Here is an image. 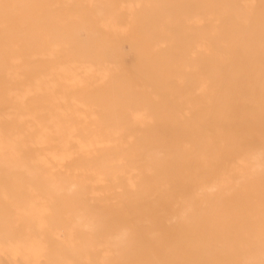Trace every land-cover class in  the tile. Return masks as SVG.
Masks as SVG:
<instances>
[{"label":"bare ground","instance_id":"bare-ground-1","mask_svg":"<svg viewBox=\"0 0 264 264\" xmlns=\"http://www.w3.org/2000/svg\"><path fill=\"white\" fill-rule=\"evenodd\" d=\"M36 1L40 0H0V197H2V200L0 199L2 206L0 205V207H3L1 208L4 210L3 212L6 211L4 207H10L13 211V216L12 214L10 216L9 209L7 211L9 216L4 215L5 217H3L2 215V218L0 217V244L13 243L10 248L4 245L6 249H38L43 253H49L52 249H56L59 257L56 258L58 260L55 262H60L59 264H264V0L189 1V3L193 2V7L189 10H194L195 22H193V26L190 23L192 21L189 19L188 25L190 23V27L194 28L195 38L193 40L195 39L196 46L193 42L192 44L196 47V52L200 54V57H196L198 63L195 66L197 70L194 80L195 91H193L195 96L191 97V102L185 100L186 103L184 102L185 104L180 106L181 103L177 101V97L165 96L163 95L164 92L163 94L160 93L159 96L162 94L165 97L163 99L164 103H160L158 99L159 104L162 105V109L165 108L170 114L165 111L166 113L164 115L160 113L158 118L161 119V116H163L168 121L159 119L156 122L147 120L139 123L140 120H137L132 125L127 123L124 126L122 124L121 128L116 126H114L116 128H105L103 126L99 129V132L105 135L99 137H90L86 134L83 136L84 133L95 132V130L88 129L90 125L70 129L67 124L57 120L61 114L59 111H53L52 107V109L46 108V111L45 109L42 110L45 112L40 111L42 113L36 111L33 107L36 88L49 84V82L46 84V79V81L39 79L35 82L38 77L35 74H39L33 71V68H36V66H33V63L35 64L33 62L34 51L35 53H41V50L38 49L46 43L45 37L48 35V33L43 34V23L33 13V3ZM60 1H58V4L62 3ZM166 1L172 2L171 0ZM185 1L183 0V5L188 3V0ZM66 2L68 1L66 0ZM81 2L84 3L82 0ZM80 3L78 4L80 5ZM96 3L98 4V2ZM58 4L57 8L60 6ZM64 4L66 5V3ZM69 4L71 5L72 2H69ZM53 5H56L55 2ZM70 5L68 6L70 7ZM111 5L113 6L112 3ZM176 5L178 6V4ZM179 5L183 7L182 3ZM186 5L185 8L188 9L189 6ZM68 6L58 8V10L62 13ZM101 6L104 7V5ZM173 6H175L174 2ZM173 6H170L171 11ZM180 6L176 9H179ZM71 8V11H73V7ZM161 8V6L158 8L159 12ZM155 9L154 14H156ZM187 9L184 12L188 11ZM46 12L45 10L44 13ZM159 12L157 14H160ZM48 16L47 13L46 17ZM155 16L151 18L155 19ZM173 16L175 15L173 14ZM162 17L160 15V18ZM151 18H148L147 21L151 20L150 22L153 23L154 20L152 21ZM188 18H193V14L192 17ZM87 20L85 19V22ZM99 21L97 20L98 23H96L101 24V21ZM183 21L185 22V18ZM78 22L83 23L82 25L85 27L83 21ZM158 22L160 21L155 22V25ZM166 23L168 25V22ZM100 24L99 30H101L100 28L104 23ZM146 24L148 29L149 23ZM145 25L143 24L141 27ZM49 26H51V23ZM78 26V28H82L81 25ZM141 27L139 28L140 31L144 32V28L141 29ZM55 28L52 30H56V33L53 32L54 34H58L62 30ZM117 28L119 29L118 26ZM180 30V28L176 30L177 33ZM96 31L94 32L97 35L98 30ZM191 31L193 34V30ZM105 32L109 38H107V41L111 40L110 31L109 35L107 31ZM54 34L53 36H55ZM91 34H93L92 31ZM130 34L132 33L130 32ZM153 35L157 37V34ZM66 37H68V34L63 39ZM112 37L114 36L112 35ZM37 38L39 41L43 40V44L37 50H33ZM59 38H62L61 35H59ZM68 38L74 39L70 36ZM187 38L188 35L186 34V38L185 36L179 37L178 41ZM50 39L49 43L58 38L55 36L52 41ZM92 40L94 41V39ZM188 40L187 43L190 41ZM86 41H88L86 38L85 41L82 40V42L88 44L89 42ZM74 42L79 46L82 44V42L78 44L77 39ZM85 44L84 47H86ZM114 46L116 47V44H113ZM72 48L70 47L69 50L71 51ZM75 48L79 50L78 47ZM85 50L86 48H82L83 53ZM40 53L39 56L42 55ZM80 53H82L81 47ZM80 53L77 59H82L79 58L83 57L80 56ZM85 53L84 58L86 59L88 51L86 50ZM72 54L70 53V56H74V52ZM96 54L98 53H94L93 56ZM51 55L52 53H50ZM76 55L77 53H75ZM176 55L179 56V54ZM60 56L59 59L65 62L66 55L63 56L65 59H62L61 53ZM70 58L71 61L72 58ZM89 58V64L93 60L95 61L94 58ZM113 58L114 63L120 62L119 57ZM39 59H41V56ZM53 59L51 58L54 62L56 56ZM48 60L46 57V63L49 62ZM110 61L112 60L110 59ZM68 62L66 60V63ZM101 62L99 61V63ZM99 63L98 65H100ZM45 65L43 66L45 67ZM83 66H81V69ZM44 67L43 69H45ZM47 67L49 68V64ZM47 67L45 70L48 72ZM175 68L174 70L171 69L173 74ZM119 69L122 70L123 68ZM91 71H89L90 74ZM98 71L100 73V70ZM123 71L126 72V70ZM146 71L144 70L143 74ZM121 73L117 74L118 78H121V76L123 78ZM152 73L150 70V74ZM170 73H168V76ZM58 74L53 77L58 78ZM103 74L101 77H103ZM134 74L139 76L135 71ZM154 74L151 76L156 77ZM160 75L163 77V72ZM85 77V79L82 77L83 81L87 79L88 75ZM128 77L132 78V74L127 75V79ZM182 77L184 78V76ZM122 78L121 80L125 77ZM154 78L152 81L155 84L156 81L154 80H158V78ZM74 79V83L79 80L73 77ZM88 79L86 84L93 85L90 84V80L87 83ZM135 80L138 81L137 78H134V82ZM173 80L175 81V79ZM142 81L145 84L148 82ZM163 81L165 80L163 79ZM187 81L189 80H183L184 84ZM120 82V85L117 83V86L113 85L115 86L114 88L112 86L113 89L108 87L110 88L109 94L117 88L116 91L114 90L116 94L114 96L117 99L120 97L119 95L123 94H119V91H123L118 90V86H121L122 89V82ZM95 84L97 85L96 82ZM174 84L176 83L173 82L172 85ZM65 85L67 86V83ZM76 85L78 87V84ZM185 85L188 87L187 84ZM48 86L52 88V85L49 84ZM147 86L145 85L143 88ZM177 86L180 87V85ZM135 87L139 88L140 86L134 85L132 90L137 89ZM176 87H173V89ZM70 89L64 91L62 89V91L59 90L61 92H58L62 94V92L71 91ZM176 89L173 91H176ZM73 90L79 91L78 89ZM182 90L184 91V89ZM80 91V93H83L82 96L88 95L87 93L85 95V91ZM106 91L104 94L107 93ZM169 91L172 92L171 90L167 92L169 93ZM183 91L181 92L183 93ZM189 91L185 90V94ZM68 92L66 94L70 93L69 96H72L73 93ZM93 92L92 90L91 96H93ZM128 92H125L126 96H128L127 94L130 96L134 94V91H132L133 94ZM157 92L159 93V90L154 93L157 94ZM135 93L138 92L135 91ZM182 93L180 94L182 95ZM38 94L41 95L37 92V96ZM180 94L178 93V95ZM44 95L46 94L43 93ZM98 96L101 95L97 94L96 97L98 98ZM112 96L113 93L108 97L112 98ZM94 97L88 99L93 102L94 99H97ZM59 100L61 99L56 101ZM73 100L76 101V99ZM103 100L105 101V99H102L100 103ZM41 102L45 101L41 100ZM107 102L104 103L107 104ZM76 103L74 104L76 105ZM78 104L82 105L79 102ZM131 106L135 107L133 104L123 107L125 110H130ZM153 106L151 107L153 108ZM56 108L58 107L56 106L55 110ZM120 108L121 106H119L118 111H116L117 109L114 111L121 114L119 113ZM159 109H161V106ZM181 110L185 112L190 110V116L188 113V115L185 113V116L190 117L191 120H181L180 118L184 117ZM148 113L146 115L145 113L133 114L131 112L136 119L149 117ZM105 115L107 117V114L103 116L105 117ZM67 116L69 115L67 114ZM103 116L101 113V119L104 118ZM112 116L109 115V118L116 119L118 115L116 117ZM156 116L153 115V119H156ZM120 117L122 120L123 115ZM171 117H175V120L178 117L181 121H174ZM81 118L77 119L79 123L91 125L96 123L110 124L106 122L109 118H106L107 120L104 118L105 122H98L94 119L93 121L84 122L85 119ZM69 119L71 120V118ZM80 119L82 122H80ZM147 123L149 126L152 124V127H154L150 130L142 128ZM155 132L166 134V136L160 137L161 134H159V137L144 136V134ZM132 133L143 134V136H131ZM187 133L188 136H181V134ZM42 134L45 135L42 136ZM50 134L53 136H49ZM95 134L93 133V135ZM15 171H19L21 174H16ZM22 179L23 182L19 183L18 181ZM132 202H145L151 204L152 207L147 208L145 206L147 212H149V216L145 215L147 218L141 217L143 220H137L136 218L133 220L134 216H132V219L128 215L127 219L132 220L125 223L127 219L124 220L118 217L117 214H128L130 208L125 205ZM65 203L74 206L72 205L73 207L70 209V207L67 208ZM63 204L66 209L72 210V213L71 216L69 212L65 218L63 216L59 219L57 215L61 209L60 206ZM106 204H115L118 207L107 208L102 206ZM140 207L135 208L136 213L137 208L139 210ZM66 209L64 211L68 213ZM142 211L140 209L139 212ZM131 212L133 211L131 210ZM137 214L142 215L141 213ZM60 249H66V251ZM67 249H73L74 252L70 250L73 255L66 254ZM99 249H106L104 256L95 255L99 252ZM19 250H15V252H19ZM15 252L12 253L15 254ZM92 252L95 253L94 258L87 259L86 253H90L92 256ZM7 254L8 252L4 255ZM21 255L25 259L24 254ZM14 256H10V258ZM33 257L32 259H34ZM50 257L53 258V256ZM36 258H39V260H33V264H47L49 262L46 260L43 262V258L41 257L42 260H40V256H36ZM14 260L12 261L14 262ZM52 260L50 261L52 262ZM51 262L48 264H52Z\"/></svg>","mask_w":264,"mask_h":264},{"label":"rangeland","instance_id":"rangeland-1","mask_svg":"<svg viewBox=\"0 0 264 264\" xmlns=\"http://www.w3.org/2000/svg\"><path fill=\"white\" fill-rule=\"evenodd\" d=\"M52 1V0H51ZM50 0H40V1H36V2H34L33 3V13H35V16L37 17V18H39L40 20H41V23H43V34L44 33H48V35H47V37H45L46 38V43H44V45L46 46H44V45H42L43 44V40L42 41H39V39L37 40V39H35V40H37L36 42H35V40L33 41V44H34V42L36 43V44H34L33 45V47H35V48H33V50H37L41 45V47H40V49H38L39 51L41 50V53L40 54H42V55H40L41 56V59L43 60V61H40L41 59H39L40 58V56H39V53H35V51H34V56H33V62H35V64L33 63V66L35 67L36 66V68L34 69L33 68V71H35L37 74H39V75H36L35 74V76H38L36 79H35V82L36 81H38L39 79L41 80V79H43V80H47V83L46 84H48V82H49V84L50 85H52V88H51V86H48V85H41V86H39V87H37L36 89V93H35V96H34V99H35V97L37 96V92H39V93H41V95L40 94H38V96L37 97H39V98H37L36 97V99L34 100L33 99V107H34V109L36 110V111H38V112H40V111H42V110H44L45 109V111H46V108H53L54 110L53 111H59V113L61 114V116H59V118L57 119V120H60L61 121V123H65V124H67V127H69L70 129H76L77 127H82V126H85V125H90V127L88 128V129H90V130H95V132H90V133H84V135L83 136H85V134L86 135H88V136H90V137H96V136H104L102 133H100L99 132V129L100 128H103V126L105 127V128H111V127H113V128H116V127H120L122 124L124 125V126H126L127 125V123H130L131 125L133 124V122H135V121H137V120H140L139 121V123H142V122H146L147 120H149L150 122L151 121H153V122H156L157 120H159L160 118H158V117H160V113H161V115L163 114H165L166 112H168L169 113V111H167V110H165V108L164 109H162V105L161 104H159V101H158V99L160 100V103H164V97L165 96H167V95H170V96H175V97H177L176 99H177V101H179V103H181V104H179L180 106L182 105H184L185 103H186V101L185 100H188V101H190L191 102V97L194 95L195 96V94H194V92L193 91H195V77H196V67L195 66H197V63L198 62H196V61H198L197 59H196V57H200V54H198L197 52H196V45H195V39L193 40V38H195V32H194V28H192V26L190 27V25L192 24H194L193 22H195L194 21V17H195V15H194V10L192 9V11L191 10H189L190 8H192L193 7V2L191 3H189V1H191V0H188V3H186V4H188V5H186V6H189V8L187 9V7L185 8V5H183L184 4V2H183V0H171L172 2H167L166 0H92V1H88V0H82L84 3H82L81 2V0H71V1H69V0H67L68 2H66V0H53L52 2H51ZM57 1V2H56ZM58 1H60V2H62L61 4H58ZM111 1V2H110ZM185 1V0H184ZM44 2V3H43ZM55 2V4L56 5H53V3ZM59 2V3H60ZM69 2H72V4L71 5H73V6H71L70 4H69ZM82 4H81V3ZM87 2V4H85ZM93 2V4L91 5V3ZM96 2H98V4L96 3ZM128 2V3H127ZM134 2V3H133ZM173 2H174V4H175V6H173ZM185 2H187V0L185 1ZM64 3H66V5L64 4ZM74 3H76V5H74ZM78 3H80V5L78 4ZM97 4V6H96V4ZM111 3L113 4V6L111 5ZM131 5H130V4ZM180 3H182V5H183V7H181L179 4ZM47 4V5H46ZM57 4L58 5H60L58 8H61V7H66V6H68V5H70V7L68 6L66 9H68V10H70V11H68V10H63L62 11V13H61V11L60 10H58V8L56 7L57 6ZM99 4H100V7H99ZM109 4V5H108ZM176 4H178V6L176 5ZM192 4V6H190ZM86 5V6H85ZM101 5H104V7L103 6H101ZM106 5V6H105ZM111 5V6H110ZM121 5H122V8H121ZM173 6V8H172V11L170 10V6ZM78 6H80V7H78ZM96 6V7H95ZM110 6V7H109ZM160 6L163 8H161L160 9V12L158 11L159 9L158 8H160ZM180 6V8H182L183 9V11H182V9H181V11L180 12H178L179 11V9H176V8H178ZM71 7H73V11H71L72 10V8ZM92 7H93V9H92ZM98 7V8H97ZM164 7H167V8H164ZM169 7V8H168ZM46 8V9H45ZM70 8V9H69ZM75 8V9H74ZM78 8H80L79 10H78ZM95 8H97V9H99V10H97V9H95ZM154 8H156L155 10H156V14H154L153 12H155L154 11ZM174 8H175V10H174ZM185 8V9H184ZM52 9V10H51ZM53 9H54V12H53ZM63 9V8H62ZM82 9V10H81ZM84 9H87V10H84ZM96 11H95V10ZM119 9V10H118ZM188 10V11H185L184 12V10ZM47 11L46 13H44V11ZM50 10V11H49ZM75 10V11H74ZM117 10V11H116ZM170 10V11H169ZM130 11H131V14H130ZM167 11V12H166ZM53 12V13H52ZM116 14H115V13ZM138 12V13H137ZM145 12H146V14H145ZM160 13V14H157V13ZM163 12V13H162ZM165 12V13H164ZM47 13H48V17H46L47 16ZM97 13H98V15H97ZM100 13V14H99ZM150 13V14H149ZM175 15V16H173V14ZM185 13H189V14H186L185 15ZM112 14H114V15H112ZM166 14V15H165ZM181 14H183V15H181ZM192 14H193V18H188V17H192ZM46 15V16H45ZM89 15H90V17H89ZM101 15V16H100ZM110 15H112V16H110ZM132 15V16H131ZM154 15H156L155 16V19L157 20V21H160V22H158V23H156V25H155V22H157L155 19H152L151 17H153ZM158 15V16H157ZM160 15H161V17L162 18H160ZM165 15V16H164ZM181 17H180V16ZM191 15V16H190ZM39 16V17H38ZM99 16V17H98ZM171 16H173V18H171ZM179 16V17H178ZM50 17V18H49ZM86 17V18H85ZM89 17V18H88ZM96 17H98L99 19H101L100 21H101V24H103L104 23V25H102V28H100L101 30H99L98 28L99 27H101V26H99V24H97L98 22H97V20L99 21V19L98 18H96ZM102 17V18H101ZM110 17V18H109ZM157 17V18H156ZM158 17H159V20H158ZM43 18H44V20H43ZM87 18H88V20H87ZM92 20H91V19ZM151 18L152 19V21L154 20V22L152 23V22H148L147 20H149V19ZM180 18V19H179ZM184 18H185V22L183 21L184 20ZM187 18V19H186ZM85 19L87 20L86 22H85ZM103 19V20H102ZM108 19H110L109 21H108ZM130 19V20H129ZM142 19H143V21H142ZM177 19V20H176ZM191 20L192 22H190L189 23V25H188V20ZM53 20V21H52ZM62 20V21H61ZM70 20V21H69ZM73 20V21H72ZM172 20V21H171ZM180 20H181V22H180ZM43 21V22H42ZM49 21H50V23H51V26H49L50 25V23H49ZM52 21V22H51ZM71 21L73 22L72 24H71ZM78 21H83L84 22V26L85 27H83V23H80V22H78ZM99 21V22H100ZM128 21H130V22H128ZM168 22V25H167V23L166 22ZM175 21V22H174ZM46 22H48V23H46ZM97 22V23H96ZM103 22V23H102ZM107 22V23H106ZM109 22V23H108ZM133 22V23H132ZM143 22V23H142ZM58 23V24H57ZM80 23V24H79ZM130 23V24H129ZM146 23H149L148 25V29H147V24ZM177 25H175V24ZM177 23H179L180 25H178ZM46 24H48V25H46ZM53 24V25H52ZM100 24V25H101ZM143 24L146 26V28H144V27H141V26H143ZM186 24V25H185ZM41 25V24H40ZM55 25V26H54ZM78 25H81L80 27H82V28H78L79 26ZM97 25V26H96ZM111 27H109V26ZM158 25V26H157ZM185 25V26H184ZM42 26V25H41ZM47 26V27H46ZM53 26V27H52ZM94 26H96L95 28H96V30H98V33H97V35L95 34V32L94 31H96V30H94L95 28H94ZM116 26V27H115ZM117 26L119 27V29L117 28ZM151 26V27H150ZM155 26V27H154ZM179 26V27H178ZM194 26V25H193ZM56 27V28H55ZM77 27V28H76ZM112 27H115L114 29L112 28ZM141 27V29H143V31L144 32H141L140 31V28ZM168 27V28H167ZM173 27V28H172ZM175 27V28H174ZM47 28V29H46ZM58 29V30H60V29H62V30H60L59 32H58V30H57V32H58V34H54L53 32H55V31H52L53 29ZM94 28V29H93ZM103 28H104V30H103ZM109 28V29H108ZM157 28V29H156ZM181 29L178 33H177V31L176 30H178V29ZM76 29V30H75ZM121 29V30H120ZM156 29V30H155ZM159 29V30H158ZM174 31H173V30ZM50 32H49V31ZM66 30V31H65ZM86 30H87V35H86ZM102 30H103V32H102ZM126 30H128L126 33H125V31ZM171 30V31H170ZM191 30H193V34H192V31ZM77 31H78V33H77ZM91 31H92V33L96 36V37H98L97 39H96V37L93 35V34H91ZM105 31H107V33H108V35L110 34V37H111V40L113 41H111V40H109V41H107V36H106V32ZM109 31H110V33H109ZM117 31V32H116ZM146 31V32H145ZM173 31V32H172ZM182 31H183V33H182ZM190 31H191V34H190ZM61 32V33H60ZM97 32V31H96ZM114 32H116V33H114ZM129 32V33H128ZM130 32L132 33V34H130ZM172 32V33H171ZM51 33V34H50ZM56 36V38H58V39H54L55 41H53V42H50V43H52V44H50L49 43V39H50V41H52L53 40V38H55V36H53V34ZM56 33V32H55ZM63 33V34H62ZM100 33H102L101 35H100ZM112 33H114V34H112ZM151 33H153V34H157V37H154V36H156V35H153V34H151ZM190 35H189V34ZM67 34H68V37L70 36V37H73L74 39H70V38H68V37H66L65 39H63V37H65V36H67ZM98 34H99V36H98ZM129 34V35H128ZM150 34V35H149ZM174 34H177L176 36L174 35ZM179 34H180V36H179ZM184 34V35H183ZM186 34L188 35V38L187 39H189L190 40V36H191V40H193V41H189L188 43H190V44H188L187 43V39H182V40H184L183 42H180V41H182V40H180V41H178V39H179V37L181 38V37H184L185 36V38H186ZM59 35H61V37L62 38H59ZM79 37H78V36ZM112 35L114 36V37H112ZM117 35V36H116ZM149 35V36H148ZM86 36V37H85ZM148 36V37H147ZM153 36V37H152ZM83 37V38H82ZM126 37V38H125ZM128 37V38H127ZM152 38V40H151V38ZM178 37V38H177ZM48 38V39H47ZM85 38L88 40V41H86L88 44H85L84 42H82V40L83 41H85ZM113 38H115V39H113ZM123 38V39H122ZM153 38H155V39H153ZM76 39H77V43L79 44L80 42H82V44L84 43L85 44V46L86 47H84V44H83V46H82V44L79 46V45H77L74 41H76ZM92 39H94V41L92 40ZM109 39V38H108ZM122 39V40H121ZM158 39V40H157ZM40 40H41V38H40ZM79 40V41H78ZM91 40V41H90ZM139 40H142L141 42L139 41ZM160 40V41H159ZM56 41H57V43H56ZM115 41V42H114ZM117 41H120V42H117ZM143 41H144V43H143ZM152 41V42H151ZM185 41H186V43H185ZM40 42V43H39ZM59 42V43H58ZM63 42V43H62ZM90 42H92V44H90ZM141 43V44H139V43ZM160 42V43H159ZM164 43V45H163V43ZM192 42L194 43V45L195 46H193V44H192ZM49 43V44H48ZM72 43H74V44H72ZM182 43H183V45H182ZM58 44H60V45H58ZM113 44L115 45L116 44V47L114 46L113 47ZM192 44V45H191ZM73 45V46H72ZM74 45H75V47H78L79 48V50L77 49V48H75L74 47ZM60 46V47H59ZM68 46H69V48L71 47H74V48H72L71 49V51L69 50V48H68ZM156 48H155V47ZM160 46V47H159ZM185 46H188V47H185ZM68 49H67V48ZM80 47H81V52L82 53H80ZM113 47V48H112ZM82 48L83 49H85L86 48V50L88 51V53H87V55H88V57L85 59L84 58V56H85V52H86V50H85V52L83 53V51H82ZM114 48H116V49H114ZM65 49V50H64ZM130 49V50H129ZM62 50H64V51H62ZM67 50H69V51H67ZM107 50H109V51H107ZM116 52H114V51ZM44 51V52H43ZM57 53H56V52ZM171 51H173V52H171ZM53 52H54V54H53ZM72 52H74V56H72L73 54H72ZM80 53V56H83V57H79V58H82V59H77L78 57L77 56H79L78 54ZM91 52H93V54L94 53H98V54H96V55H94L93 56V54H91ZM44 53H47V54H44ZM50 53H52V55L50 56ZM56 53V54H55ZM60 53H61V55H62V59H65L63 56H65V57H67L66 58V60H67V62L68 63H66V60H65V62L64 61H62V60H60L59 58H61V56H60ZM68 53H69V55H68ZM70 53L72 54L71 56H70ZM75 53H77V55L75 56ZM101 53V54H100ZM120 53V54H119ZM128 53V54H127ZM184 53V54H183ZM36 54H37V56H36ZM64 54V55H63ZM83 54V55H82ZM90 54V55H89ZM116 54V55H115ZM137 54V55H136ZM139 54V55H138ZM176 54H179V56L178 55H176ZM183 54V55H182ZM45 57H44V56ZM48 55V56H47ZM92 55V56H91ZM109 55H110V57H109ZM117 55H118V57H119V59H120V62L118 61H116L115 60V62H117V63H114V58L113 57H115V58H118L117 57ZM120 55V56H119ZM135 55V56H134ZM55 56H56V59H55ZM96 56V57H95ZM122 56H125L124 58H121ZM140 56V57H139ZM177 56V58H175ZM184 56V57H183ZM46 57H47V60L50 58V60H48L49 62H47L46 63ZM72 59H71V58ZM94 58L95 59V61L93 62L92 61V63L91 64H89L90 62H89V60H88V58ZM101 57V59H102V62H101V59H99L98 60V58H100ZM181 57V58H180ZM51 58L54 60V62L51 60ZM58 58V59H57ZM69 58L71 59V61L69 60ZM89 58V59H90ZM103 58H105V59H103ZM113 58V59H112ZM137 58H138V60H137ZM180 58V59H179ZM110 59L112 60V61H110ZM119 59H117V60H119ZM35 60V61H34ZM40 62H39V61ZM57 60V62H55ZM87 60H88V62H87ZM105 60H106V63H105ZM110 61V62H108V61ZM135 60H137V61H135ZM162 60H164V61H162ZM36 61H37V63H36ZM61 61H62V63H61ZM76 61H78V62H76ZM85 61H86V63H85ZM98 61V62H97ZM99 61L101 62V63H99ZM134 61H135V64H134ZM178 61V62H177ZM194 61V62H193ZM52 62V63H51ZM60 62V63H59ZM72 62H73V64H72ZM84 62V63H83ZM108 62V63H107ZM46 65H45V64ZM57 63V64H56ZM98 63L100 64V65H98ZM110 63V64H109ZM113 63V64H112ZM177 63V64H176ZM45 65V67L43 66V65ZM48 64H49V68L47 67L48 66ZM50 64H52V65H50ZM63 64V65H62ZM69 64H70V67H69ZM88 65V66H85V65ZM115 64V65H114ZM118 64V65H117ZM40 67V65H41V67L40 68H37L38 66ZM55 65V66H54ZM60 65H62L61 67H60ZM65 65V66H64ZM67 65V66H66ZM84 65V66H83ZM105 65V66H104ZM107 65H108V67H107ZM131 67H130V66ZM134 65H135V67H134ZM136 65H137V67H136ZM81 66H83L82 67V69H81ZM117 66H119V68H123L122 70L121 69H119V68H117ZM43 67L46 69V67H47V69L49 70V71H51L50 73H48L47 72V70H45V69H43ZM63 67H66V68H64L63 69ZM94 67V69L92 70V68ZM99 69H98V68ZM133 67V68H132ZM176 67V68H175ZM60 68V69H59ZM78 68H80V69H78ZM85 68V69H84ZM150 68V69H149ZM174 68H175V71H174V74H173V70H174ZM41 69V70H40ZM61 69H62V71H61ZM100 70V73H101V71H103L102 73H104L103 74V77H101V75H102V73L100 74V73H98L99 71L98 70ZM119 69V70H118ZM129 70V72H128V70ZM133 69V70H132ZM171 69H173L172 71H171ZM45 70V71H44ZM79 70V71H78ZM92 70V71H91ZM123 70H126V72H124ZM144 70L146 71V75L145 74H143V72H144ZM150 70H151V73L152 72H154V73H152V74H150ZM154 70V71H153ZM42 71H44V73H42ZM82 71V72H81ZM89 71H91V74H90V72ZM96 71V72H95ZM134 71H135V73H137V74H139V76L138 75H135L134 74ZM176 71H177V73H176ZM181 73H180V72ZM34 72V73H35ZM41 72V73H40ZM45 72H46V74H45ZM58 74V72H59V74H58V78L57 77H53V76H57V74ZM77 72H79L78 73V75H76V73ZM122 72V73H121ZM162 72H163V77H162V75H160V74H162ZM166 72H168V73H170V72H172V73H170L169 74V76H168V73H166ZM108 73V74H107ZM119 73H121V75L123 74V78H122V76H121V78L124 80V82H123V80H121V78L119 79L117 76L119 75ZM148 73V74H147ZM88 75V77H89V79H88V77H87V79H88V82L87 83H89V80H90V84L92 83L93 85H88V84H86V81H87V79L86 80H84L83 81V79H82V77H84V79L86 78L85 76L86 75ZM99 74H100V76H99ZM116 74V75H115ZM118 74V75H117ZM129 74L131 75L132 74V78L131 77H128V79H127V75L129 76ZM156 75V77L155 76H151V75ZM159 74V75H158ZM115 75V76H114ZM150 75V76H149ZM164 75H166L167 77H165ZM175 75V76H174ZM77 76V77H76ZM80 76H81V78H80ZM134 76V77H133ZM141 76V77H140ZM147 76H149L150 77V80H149V77L147 78ZM161 76V77H160ZM174 76V77H173ZM180 76V77H179ZM182 76H184V78L182 77ZM61 79H60V78ZM73 77L74 78H77V79H79V80H76V82L74 83V81H75V79L73 80ZM113 78V80H112V78ZM140 77V78H139ZM155 77V78H154ZM166 79H165V78ZM93 78V79H92ZM101 78V80H99ZM115 78H118V79H115ZM130 78V79H129ZM134 78H137L138 79V81L137 80H135V82H134ZM153 78L154 79H156V78H158V80H154V81H156L155 82V84H154V82L152 81L153 80ZM171 78H172V80H171ZM48 79H51L50 81L48 80ZM64 79H66L65 81H64ZM67 79H68V81H67ZM70 79V80H69ZM72 79V80H71ZM115 79V80H114ZM144 80V81H148L146 84H145V82H143L142 80ZM160 79H162V81H163V79L165 80V81H160ZM173 79H175V81L173 80ZM45 80V81H46ZM98 80V81H97ZM112 80V81H111ZM117 80V81H116ZM122 82H120V81ZM126 80V81H125ZM170 80H171V82L173 81L174 83H176V84H174V85H172V83L170 82ZM183 80L185 81V80H189V81H187V82H185V84H187L188 85V87L184 84V82H183ZM62 81H64L63 83H62ZM113 81H115V82H113ZM151 81V82H150ZM69 82V83H68ZM95 82L97 83V85L95 84ZM111 82V83H110ZM119 82L122 84V89H121V86H118L119 88H118V90H123V91H119L120 93L119 94H121V93H123L122 95H119L118 94V92H117V96L119 97L118 99L117 98H115V96L114 95H116L115 94V91L117 90V88H115L114 90H112L115 86H117V84H119ZM157 82H159V83H157ZM170 82V83H169ZM190 84H189V83ZM65 83H67V86L65 85ZM101 85H100V84ZM115 83V84H114ZM117 83V84H116ZM169 83V84H168ZM76 84H78V87H77V85ZM165 84V85H164ZM192 84V85H191ZM62 85H64V86H62ZM113 85H115V86H113ZM120 85V84H119ZM134 85H138V87L139 88H137V87H135V88H137V89H135V90H132V89H134L133 87H134ZM145 85H148L146 88H143ZM170 85H172V86H170ZM176 85H180V87L182 86V88L180 89V87L179 86H177L176 87ZM185 85V86H184ZM190 85V86H189ZM194 85V86H193ZM44 86V87H43ZM62 86V87H61ZM68 87V88H66V87ZM73 86V87H72ZM92 88H94L95 89V87H98V88H96L95 90L94 89H92ZM94 86V87H93ZM102 86V87H101ZM112 86H113V88H112ZM143 86V87H142ZM193 86V87H192ZM60 88V89H58V91L59 90H61L62 91V89H63V91L66 89V90H68V89H70L71 91L73 90V89H75V90H79L78 92L77 91H69V92H71V93H73L72 94V96H69V92L68 91H65V92H62V94L61 93H59V92H61V91H56L57 89H55V88ZM105 87V88H104ZM108 87H110V88H112L111 90H112V93H113V96H112V98H114V99H112V98H109L108 96L109 95H112V93L111 94H109V92H110V88H108ZM173 87H176L175 89H176V91H173V90H175V89H173ZM187 89H186V88ZM33 88H35V87H33ZM73 88V89H72ZM80 88V89H79ZM86 89V90H88L87 92L84 90V89ZM102 88V89H101ZM91 89V90H90ZM182 89H184V91L182 90ZM194 89V90H193ZM80 90H82L83 92L85 91V95H86V93L91 97H89L88 95H86V96H82L83 95V93H80L81 91ZM89 90H90V92H89ZM92 90L95 92H93V96H91V93H92ZM106 90H108V91H106L107 93H105L106 94V96H105V94H104V92ZM134 91V94H133V92L132 91ZM139 90V91H138ZM159 90V93L157 92V94H155L154 92H156V91H158ZM162 90V91H161ZM164 90V91H163ZM166 90V91H165ZM168 90H171L172 92H170L169 91V93L167 92ZM183 91V93L180 91ZM185 90L186 91H188V90H190L188 93L186 92V94H185ZM132 92L131 94H133V95H129V94H127L128 96H126V93L125 92ZM135 91H137L138 93H135ZM161 91V92H160ZM66 92H68L69 94H66ZM77 92V93H76ZM128 92V93H129ZM154 94H153V93ZM163 92H164V94H163ZM176 92V94L174 95V93ZM43 93L44 94H46V95H44L43 96ZM90 93V94H89ZM143 93V95H141ZM160 93H162L163 95H165V96H163L162 94H161V96H159V94ZM166 93V94H165ZM178 93L180 94V93H182V95H184V96H186V95H188L187 97H182V95L180 94V95H178ZM82 94V95H81ZM98 94V95H101V96H98V98L96 97V95ZM107 94H108V96H107ZM153 95V97H152V95ZM189 94H190V98H189ZM61 95H62V97H61ZM80 95V96H79ZM157 95V96H156ZM47 96V97H46ZM95 96V97H94ZM116 96V97H117ZM144 96H146V97H144ZM58 98V99H61V100H64V101H61V100H59V101H56V100H58V99H56V98ZM92 97H94V98H97V99H94V100H96V101H94L93 100V102H92V100H90V99H92ZM101 97H103V98H100ZM133 97V98H132ZM156 97V98H155ZM42 98V99H41ZM69 98V99H68ZM72 98V99H71ZM85 98H90V99H85ZM110 100H109V99ZM143 98H147L148 99V101H147V99H143ZM152 98V99H151ZM47 99V100H46ZM66 99H68V100H66ZM73 99H76V101H74ZM86 100V101H84V100ZM102 99H105V101L107 102L108 100V102H107V104L106 103H104L105 101L103 100V105H101L102 103H100V101H102ZM108 99V100H107ZM113 101H112V100ZM134 99V100H133ZM182 99V100H181ZM38 100H40V101H38ZM41 100H43V101H45V102H41ZM49 100V101H48ZM66 100V101H65ZM72 100V101H71ZM77 100H78V102L79 103H81L82 105H84V106H82V105H80V104H78V102H77ZM97 100H98V102H97ZM136 100V101H135ZM153 100V101H152ZM155 100V101H154ZM157 100V101H156ZM53 101V102H52ZM54 101H56V102H54ZM138 101V102H137ZM36 102H38L37 104H36ZM77 102V103H76ZM90 102V103H89ZM96 102V103H95ZM110 102V103H109ZM121 102V103H120ZM151 102H152V105H151ZM154 102H156L155 104H154ZM185 102V103H184ZM49 103V104H48ZM53 103V104H52ZM74 103H76V105L74 104ZM100 103V104H99ZM125 103V104H124ZM133 104V106H135V107H132L131 106V109L130 110H125L124 109V107L123 106H126V105H132ZM158 103V104H157ZM89 104H91V105H88ZM92 104H93V106H92ZM99 104V105H98ZM87 105V106H86ZM153 106V108L151 107V106ZM161 106V109H159L160 108V106ZM58 107V108H56V110H55V107ZM92 106V107H91ZM119 106H121V108H120V110H119V113H121V114H118V112H115L114 110H116V111H118V109H119ZM158 106V107H157ZM164 106V105H163ZM97 107V108H96ZM51 108V109H52ZM61 108V109H60ZM63 108H66V109H63ZM70 108V109H69ZM99 108H100V110H99ZM158 108V109H157ZM112 109V110H111ZM75 110H77V111H75ZM110 111V112H106V111ZM159 110H160V112H159ZM45 111H42V112H45ZM73 111H75V112H73ZM80 111V112H79ZM87 112V113H85V112ZM91 112V113H89V112ZM121 111V112H120ZM166 111V112H165ZM42 112H40V113H42ZM84 112V113H83ZM95 112V113H94ZM96 112H98V113H96ZM100 112V113H99ZM103 112H106V113H103ZM131 112H133V114L134 113H145L146 115H147V112H149L148 114V116L149 117H145V118H140V119H136L132 114H131ZM151 112V113H150ZM163 112V113H162ZM101 113H102V116L104 115V114H107V117H106V115H105V119L106 118H109V115H113L114 116V114H115V116L114 117H116V115H118L117 117H116V119L115 118H109V120H105L104 118H102L101 119ZM110 113V114H109ZM114 113V114H113ZM157 114V116H156V114ZM181 113H182V115H184V117L182 116L180 119L182 120V119H190V117L188 118V116H185V113H186V115H188L189 114V116H190V114H191V111L189 110V111H187V112H185V111H183V110H181ZM188 113V114H187ZM67 114L69 115V116H67ZM88 114V115H87ZM170 114V113H169ZM93 115H95V117H93ZM97 115H99V116H97ZM121 115H123V117H122V120L120 119L121 117L120 116ZM153 115L154 116H156L155 118L156 119H153ZM159 115V116H158ZM112 116V117H113ZM127 116V117H126ZM130 116V117H129ZM67 117V118H66ZM80 117H82L81 119H85L84 120V122H86V121H93V119L94 120H96V121H103V122H107V123H110V124H98V123H96V124H93V125H91V124H84V123H79L78 122V120L77 119H79ZM99 117V118H98ZM119 117V118H118ZM126 119H125V118ZM163 116H161V119L160 120H165V121H168V119L166 120L164 117V119L162 118ZM187 117V118H186ZM63 118V119H62ZM66 118V121L64 120ZM68 118H71V120L69 119L68 120ZM174 121H177V120H180L178 117H177V120H175V117L173 118V117H171ZM35 119H37V117H35ZM80 119V122H82V120ZM115 119V120H114ZM119 119V120H118ZM64 120V121H63ZM75 120H77L76 122H75ZM145 120V121H144ZM170 120V119H169ZM180 120V121H181ZM191 120V119H190ZM149 121H148V123H149ZM132 122V123H131ZM125 123V124H124ZM148 123H147V125H148ZM70 125V126H69ZM143 126L142 128H145L146 130H150V128H153L152 127V124H150V126L148 125V126ZM114 126H116V127H114ZM122 127V126H121ZM120 127V128H121ZM129 127V126H128ZM163 127V126H162ZM148 128V129H147ZM156 128V127H155ZM93 133L95 134V135H93ZM159 134H161L160 135V137H163V136H166V134H162V133H148V134H144V136H150V137H159ZM40 135H41V133H40ZM45 135V134H44ZM43 134H42V136H44ZM116 135V134H115ZM114 135V136H115ZM143 136V134H138V133H132V135L131 136ZM189 134L187 133V134H181V136H188ZM49 136H53V135H49ZM107 136V135H106ZM19 171H15V173L16 174H21V172H19ZM25 173V172H24ZM19 183L20 182H23V179L22 180H19L18 181ZM0 199L2 200V197H0ZM0 200V205L2 206V201ZM4 201V200H3ZM70 203H65V205L67 206V208H69L70 207V209H72L71 207H73L74 205L73 204H70V206H68ZM73 205V206H72ZM118 205V204H117ZM66 206H64V204L63 205H61L60 207H61V209H60V211H59V213H58V215L57 216H59L58 218L59 219H61L63 216H64V218H65V216L66 215H68L69 214V212H70V216H71V213H72V210H69V209H66ZM99 207L101 206V205H98ZM102 206H104V207H107V208H116V207H118V206H116L115 204H106V205H102ZM115 206V207H114ZM119 206H121V205H119ZM126 207H128V208H130V210H129V213L127 214V213H124L123 215H122V213H120V214H117V213H114V214H117V216L118 217H120V218H123L124 220L125 219H127L128 218V215H129V217L130 218H132V216H134L132 219L133 220H135V218L137 219V220H141L142 218H147V216H149L148 214H149V212H147V208H151L152 206H151V204H149V203H145V202H132L131 204H128V205H125ZM141 206V207H140ZM147 208H146V207ZM57 207V206H56ZM63 207V208H62ZM65 207V208H64ZM75 207H76V205H75ZM74 207V208H75ZM136 207H140V209H141V211L142 212H139L140 211V209L138 210V208H137V213H141L142 215H139V214H137L136 213ZM1 208H3V207H0V217L2 218V215H3V217H5L4 215H6V217L7 216H9L8 214H9V212H8V214H7V211L9 210L10 211V216H11V214H12V216H13V211H12V208H8V207H4V209L6 210L5 212H3L4 210L3 209H1ZM78 208V207H77ZM66 209V211L68 212V213H66L64 210ZM2 210V211H1ZM131 210L133 211V212H131ZM11 211H12V213H11ZM61 211H63L62 213H63V215H62V213H61ZM130 212H131V214H130ZM126 214V215H125ZM145 215H147L146 217H145ZM140 216V217H139ZM61 217V218H60ZM142 217V218H141ZM67 218H69V217H67ZM130 218H129V220L127 219V220H125V223H129L131 220H130ZM138 218H140V219H138ZM143 220V219H142ZM7 247L8 246V248H10V246L12 247L13 246V243H5V244H3V245H1L0 244V264H6V263H8V264H33V260H39V258H36V256L37 257H39L40 256V260H42V258H43V262L46 260L48 263H50L51 261L50 260H52V264L54 263H56L55 261H57L58 259H56V258H58L59 256H58V252L56 251V249H52L51 251H49V253H50V255H49V253H43V252H41V251H39L38 249H6L5 248V246ZM3 246H4V248H3ZM3 248V249H2ZM3 250V251H2ZM6 251V253L8 252V257H6L4 254H6L5 253V251ZM15 250H19V252H15ZM25 250H26V252H25ZM58 250V249H57ZM60 250H65L66 251V249H60ZM68 250V252L66 253V254H70V255H73V254H71L72 252H74V250L73 249H67ZM70 250H72V252L70 251ZM77 250V249H76ZM4 253H2V252ZM70 251V252H69ZM12 252H15V254L14 253H12ZM23 253L24 254V257H25V259L23 258V257H21V256H23V255H21V254ZM106 253V249H99V252L97 253V254H95V253H91L92 254V256L90 255V253H86V256H87V259L88 258H91V257H93L94 258V254L95 255H98V256H102L103 254H105ZM89 254V255H88ZM14 256V257H11L10 258V256ZM21 255V256H20ZM43 255H44V257H43ZM47 255V256H46ZM49 255V256H48ZM3 256H4V258H3ZM20 256V257H19ZM34 256V257H33ZM47 257V259H46V257ZM50 256H53V258L52 257H50ZM104 256V255H103ZM27 257H30L31 258V260H30V258H28L27 259ZM32 257L34 258V259H32ZM42 257V258H41ZM50 257V258H49ZM73 257V256H72ZM6 258H8V259H6ZM16 258H18V259H16ZM11 261H10V260ZM13 259H15L14 260V262L12 261ZM28 261H27V260ZM56 259V260H55ZM4 260V261H3ZM7 260V261H6ZM2 261V262H1ZM25 261V262H24ZM4 262V263H3ZM47 263V264H48ZM60 262H58V263H56V264H59Z\"/></svg>","mask_w":264,"mask_h":264}]
</instances>
